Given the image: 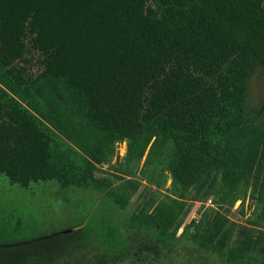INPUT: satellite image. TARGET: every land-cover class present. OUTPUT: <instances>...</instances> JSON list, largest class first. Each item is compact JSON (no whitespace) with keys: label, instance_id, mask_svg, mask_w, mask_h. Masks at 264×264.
I'll use <instances>...</instances> for the list:
<instances>
[{"label":"trees","instance_id":"16d2710c","mask_svg":"<svg viewBox=\"0 0 264 264\" xmlns=\"http://www.w3.org/2000/svg\"><path fill=\"white\" fill-rule=\"evenodd\" d=\"M257 68L264 0H0V178L94 199L0 264H264Z\"/></svg>","mask_w":264,"mask_h":264},{"label":"rangeland","instance_id":"374dc122","mask_svg":"<svg viewBox=\"0 0 264 264\" xmlns=\"http://www.w3.org/2000/svg\"><path fill=\"white\" fill-rule=\"evenodd\" d=\"M249 108L254 111L264 109V69H255L250 80ZM256 111V112H257ZM126 154V143L116 149L114 163L117 164ZM170 182L166 187H169ZM72 191H61L55 182L33 183L25 190L19 186H10L5 177L0 178V245L15 244L28 239L63 231L69 225L77 224L82 209L91 206L93 198L72 197ZM131 201V209L135 207ZM246 215H239L240 202L231 210L230 217L243 223L250 217L253 207L247 208ZM210 205V206H209ZM205 207H211V204ZM76 207V208H75ZM100 206L99 209H101ZM198 208V207H197ZM196 217V216H195Z\"/></svg>","mask_w":264,"mask_h":264},{"label":"built area","instance_id":"2783aa9c","mask_svg":"<svg viewBox=\"0 0 264 264\" xmlns=\"http://www.w3.org/2000/svg\"><path fill=\"white\" fill-rule=\"evenodd\" d=\"M207 204H208V205L211 204V201H208ZM209 206H210V205H209ZM206 207H208V206H206Z\"/></svg>","mask_w":264,"mask_h":264},{"label":"water","instance_id":"95a60500","mask_svg":"<svg viewBox=\"0 0 264 264\" xmlns=\"http://www.w3.org/2000/svg\"><path fill=\"white\" fill-rule=\"evenodd\" d=\"M169 182H170V184H171V179L169 180ZM240 204H241V202H240Z\"/></svg>","mask_w":264,"mask_h":264}]
</instances>
